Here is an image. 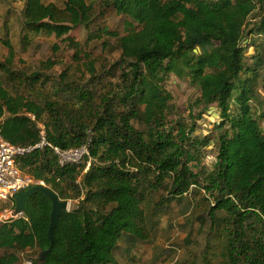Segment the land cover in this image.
I'll use <instances>...</instances> for the list:
<instances>
[{
  "label": "trees",
  "instance_id": "16d2710c",
  "mask_svg": "<svg viewBox=\"0 0 264 264\" xmlns=\"http://www.w3.org/2000/svg\"><path fill=\"white\" fill-rule=\"evenodd\" d=\"M100 2L128 18L123 34H112L121 52V84L99 89L102 78L90 60L84 66L94 79L91 87L68 86L60 90L66 93L61 100L38 90L50 79L17 77L8 66L11 58L0 64L10 82L26 81L30 91H11L0 77L3 137L16 146H35L43 140L41 126L45 131L46 146L22 158L20 168L61 200L79 201L63 212L51 244L52 202L42 193L30 197L24 218L0 224V264H17L15 252L50 248L38 264H117L121 241L144 238L145 207L154 192H167L159 203L164 206L196 190L204 191L209 204V239L221 243V263L264 264V127L252 105L264 61L243 45L256 11L259 20L248 36L250 42L263 37L264 0ZM93 13L85 0H67L63 8L26 0L23 29L63 39L92 25ZM63 41L82 59L78 42L70 36ZM5 44L13 53L12 44ZM171 74L190 78L200 89V105H214L220 113L211 169L200 158L213 141L193 136L184 123L168 126L172 96L164 83ZM53 147H86L88 154L61 166Z\"/></svg>",
  "mask_w": 264,
  "mask_h": 264
},
{
  "label": "rangeland",
  "instance_id": "374dc122",
  "mask_svg": "<svg viewBox=\"0 0 264 264\" xmlns=\"http://www.w3.org/2000/svg\"><path fill=\"white\" fill-rule=\"evenodd\" d=\"M42 1L63 8L67 0ZM85 1L93 6L95 22L89 27L80 26L68 35L79 43L83 51L82 59H79L76 49L68 41H63L68 36L58 39L55 35L33 34L23 29L26 0H0V64L8 65V59L11 58L8 66L17 77L40 74L50 79L46 88L38 84V90L52 94L55 98L61 97V100L66 98V93L60 90H66L68 86L91 87L94 79L84 66L90 60L95 63L97 76L102 78L99 89L111 82L121 84L122 70L118 65L121 52L117 38L112 34L122 35L128 18L115 11L104 10L100 0ZM259 15V11L253 14L243 45L248 47L250 55L255 51L261 53L264 61V34L263 37L251 38L254 46L249 45L248 36L249 30L258 22ZM6 42L12 44L13 53ZM256 45L260 46V51L256 50ZM196 52L199 53V50ZM62 75H65L64 79ZM0 77L11 91L20 90L21 93L30 94L26 81L21 85L19 81L10 82L2 70ZM13 85H16V89H13ZM257 86V98L253 99L252 105L257 116H262L259 119L264 127V67L260 71ZM164 88L172 96L166 114L168 126L184 123L188 128H193V136L210 138L214 143L218 136L215 125L220 122V113L214 105L208 108L200 105V89L190 78L171 74ZM137 128L145 129L141 124H137ZM213 143L203 149L200 158L202 164L210 169L217 156L216 143ZM166 194L160 191L150 196L145 207L147 223L144 238H138L135 242L121 241L114 252L117 264H222L221 243L209 239L211 222L207 215L209 204L204 199V191L196 190L183 199L159 206ZM78 205V200H68V211H73ZM5 207L0 204V213ZM15 253L19 256L17 264H38L43 252L35 249Z\"/></svg>",
  "mask_w": 264,
  "mask_h": 264
},
{
  "label": "built area",
  "instance_id": "2783aa9c",
  "mask_svg": "<svg viewBox=\"0 0 264 264\" xmlns=\"http://www.w3.org/2000/svg\"><path fill=\"white\" fill-rule=\"evenodd\" d=\"M42 128L43 140L35 146H16L8 142L2 135L0 130V204L6 206L0 213V224L12 222L19 218H24V213L17 214V203L14 195L27 191L34 186H45L43 181L37 180L31 175H28L20 168L22 158L31 154L37 149H42L46 146L45 131ZM55 154L59 157L61 166L69 163L78 164L82 157L88 154V149L61 150L53 147Z\"/></svg>",
  "mask_w": 264,
  "mask_h": 264
},
{
  "label": "water",
  "instance_id": "95a60500",
  "mask_svg": "<svg viewBox=\"0 0 264 264\" xmlns=\"http://www.w3.org/2000/svg\"><path fill=\"white\" fill-rule=\"evenodd\" d=\"M36 193H42L47 196L52 202V212L50 216V227H49V240L51 244L54 242V233L58 227L60 217L64 211H68V201L61 200L58 195L53 192L51 189L45 186H34L27 191H22L14 195V199L17 203L16 213H24L27 202L30 197ZM51 252V248L42 253L41 262H43L46 256Z\"/></svg>",
  "mask_w": 264,
  "mask_h": 264
}]
</instances>
